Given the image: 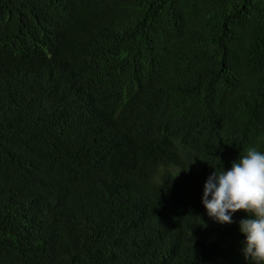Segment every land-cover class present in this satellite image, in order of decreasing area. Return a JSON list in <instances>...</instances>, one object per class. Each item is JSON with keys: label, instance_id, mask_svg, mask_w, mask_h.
Instances as JSON below:
<instances>
[{"label": "trees", "instance_id": "16d2710c", "mask_svg": "<svg viewBox=\"0 0 264 264\" xmlns=\"http://www.w3.org/2000/svg\"><path fill=\"white\" fill-rule=\"evenodd\" d=\"M250 146L264 0H0V264H250L202 204Z\"/></svg>", "mask_w": 264, "mask_h": 264}, {"label": "clouds", "instance_id": "9594fccd", "mask_svg": "<svg viewBox=\"0 0 264 264\" xmlns=\"http://www.w3.org/2000/svg\"><path fill=\"white\" fill-rule=\"evenodd\" d=\"M202 204L219 224H231L237 211L245 212L239 221L243 255L250 264H264V152L250 146L230 170L215 169L204 184Z\"/></svg>", "mask_w": 264, "mask_h": 264}]
</instances>
